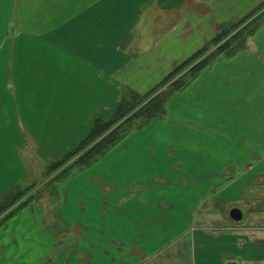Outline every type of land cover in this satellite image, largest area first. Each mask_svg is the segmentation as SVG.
<instances>
[{"label":"crops","instance_id":"crops-1","mask_svg":"<svg viewBox=\"0 0 264 264\" xmlns=\"http://www.w3.org/2000/svg\"><path fill=\"white\" fill-rule=\"evenodd\" d=\"M144 1L18 0L17 24L22 28L14 30L16 0H0V196L26 177L23 155L17 151L35 150L46 160H62L74 150V144L77 148L88 137L97 119L109 121L113 117L123 87L141 94L148 92L174 64L201 50L223 25L244 19L264 4V0H152V8L162 10L164 17L166 14L173 16L172 22L166 25L168 29L164 25L160 27L164 31L153 30V33L140 30L145 18L140 15ZM70 5L74 6V13L65 7ZM136 38L153 40L149 41L148 48L138 49ZM182 98V105L175 104L170 108L171 117L185 122L192 120L202 135H222L243 118L247 119V132L262 136L264 121L256 126L255 119H264V27L248 37L245 49L236 56L231 59L219 57L205 69L186 88ZM238 132L239 128L232 134ZM258 136L254 142L247 138L245 143H229V147L221 144L220 147L231 152L259 150L262 144ZM207 146L205 144L202 149L206 151ZM48 153L54 156H48ZM206 155L195 161L200 166V160L204 158V171L212 161L219 167L239 166L237 153L230 162H218ZM107 159L109 166H113V160L109 158H103L102 162ZM127 166H135L133 160ZM200 170L198 176L203 173ZM208 172L211 175L204 181L217 182L225 177L221 172V176L217 171ZM104 177L97 179L102 190L99 195L103 199H112L103 201L102 231L106 233L109 245L121 248L117 258L108 255L109 264H170L178 261V253L170 256L152 254L150 249L156 245V240L151 231L155 226L146 225L153 220L151 209L133 208L134 212L127 209L126 205L133 197L137 199L133 190H142L141 187L133 185L136 188L128 196L119 193V206L113 207L118 209L114 214L119 215L116 218L109 216L114 200L112 194L121 185L110 174L108 178ZM120 179L128 184L135 181L125 177V171ZM229 181L234 183L237 178ZM151 193L153 190L148 192L150 196L146 194L147 198L152 197ZM173 197L177 198L175 203L182 211L191 210L194 204L191 208L189 204L195 203L179 205V198ZM190 197L194 198L195 193ZM175 206L173 202L165 201L161 209L169 211ZM200 208L193 209L198 211ZM242 213L239 224L245 218ZM179 225L189 228L190 220L184 218ZM245 225L242 228L254 231L251 236L257 234L250 256L223 255L214 261L205 256L195 264H264V225ZM81 229L86 228L78 230ZM140 229H145L146 234L137 238ZM239 229L234 227L232 230L237 233ZM235 242L238 244L239 241L236 239Z\"/></svg>","mask_w":264,"mask_h":264},{"label":"rangeland","instance_id":"rangeland-1","mask_svg":"<svg viewBox=\"0 0 264 264\" xmlns=\"http://www.w3.org/2000/svg\"><path fill=\"white\" fill-rule=\"evenodd\" d=\"M144 3L140 15L145 18L140 30L161 32V26L169 25L172 22V14H166L164 17L165 13L161 9L159 11L152 8V4L146 0ZM65 7L74 13V6ZM17 11L18 0H16L13 16L12 29L14 30L22 28V25L18 27L17 24ZM259 17L261 19L259 22H262L259 29H262L264 27V7L252 19ZM249 20L231 31L226 37L215 42L216 36L222 34L225 27H228L226 29L228 30L240 20L226 23L221 27L215 35V39H210L202 46L204 52L199 57L196 56L190 64L179 69L177 74L164 84V87L158 92L155 91L156 93H153L149 99L145 98L129 113L126 119L145 107L155 94L167 95L170 93L174 81L181 78L185 72H190L198 62L217 52L235 33L241 31ZM136 40H139L138 49H146L149 46V41H152L153 38L144 39V41L136 38ZM220 57L225 58L223 55ZM188 58L177 62L168 69L161 81L158 80L150 90H154ZM126 88L129 87H123V89ZM185 90L186 88L173 96L172 102L175 103H167L166 117L162 119L157 117L141 130L137 128L140 119L129 121L125 139L110 150L107 155L89 167L71 170L68 175L61 178L60 175L65 173L71 162L55 169L51 166L55 161L39 157L35 150L17 151L18 154L23 155L24 170L26 171V177L17 184L24 189H29L28 193L19 200V203L30 202L17 209L13 216L0 225V264H109L108 255L117 258L116 254L121 248L109 245V239L102 231L105 205L103 201H109L112 197H108V199L100 197L99 192L102 190L97 182L99 177L107 176L108 178L109 174L112 178L119 180V185H121L120 189L112 194L114 200L111 203V215H109L112 218L119 215L118 213L114 214L118 209L113 208L119 206L121 199L118 194L130 195L132 189L136 188L135 185L137 188H142V190H133V196H137V199L133 197L132 202L128 203L126 207L132 212H134L133 208L143 209L142 211L151 209L150 215L153 220L146 225L155 226L151 231L156 240V245L151 246L150 249L152 254L157 252L155 254L170 256L173 253H178V261L170 264H195L205 256L212 261L220 260L223 255L250 256L254 252L253 243L255 242L253 241L257 234L255 237L251 236L254 231L242 228V226L245 224L249 227L264 225V134L258 136L247 132V119L243 118L222 135L200 134V128L193 125L192 120L188 119L185 122L171 117L170 108H173L175 104L182 105V94ZM148 92L140 94L144 96ZM255 121L256 126H260L264 119H255ZM238 128V134L233 135L232 132L238 131ZM257 136L262 144L259 150L239 149L231 152L230 149L222 150L220 147L221 144H224V147H229V143L242 144L241 142L245 143L247 138L248 141L254 142L253 139L256 140ZM200 143L203 146L208 145L206 151L202 149L203 146ZM75 147L74 144V149ZM236 153L240 158L239 166L235 164L233 167H219L215 166V161H212L208 170L212 174L217 171L219 176H221V172L225 177L217 182L204 181L211 174L207 169L203 170L206 168V163H203L204 158L200 160V166L195 162L197 159L208 154L210 158L218 162L222 160L230 162V158H236ZM50 155L54 156L53 153H48V156ZM208 156L206 155V158ZM103 158L113 160L112 164L114 165L110 167L108 159L102 162ZM189 159L191 162L186 163L185 161ZM131 160L135 166H127ZM200 168L203 173L198 176ZM124 171L125 177H132L131 180L138 181L139 184H136L135 181L128 184L121 180L120 178L124 177ZM188 174H190L189 177ZM206 174L207 176H204ZM154 177L156 178L153 180ZM234 177L237 178V181L231 183L229 179ZM125 188L127 191H124ZM151 190H153L152 197L147 198L146 194L150 196L148 192ZM191 193H195L194 198L190 197ZM198 193L200 196H197ZM168 194H171L170 197L167 196ZM214 194L216 196H213ZM173 195L179 198V205L194 201L195 203L188 206L191 208L194 204L191 210L182 211V208L175 203L174 199L177 198ZM204 195H206V199H203ZM147 200L150 203H147ZM165 201L173 202L176 206L169 211L161 209ZM196 205L201 206L200 210L193 209L197 207ZM233 208H239L244 212L245 218L242 223L239 224L230 219V211ZM5 214L2 215V218ZM142 216L145 220L146 214L143 213ZM184 218L190 220L189 228L179 225ZM84 227L86 229L78 230ZM234 227H240L237 233L232 230ZM144 234H146V230L140 229L137 238L143 237ZM235 235L238 237L236 238ZM116 236H118V232ZM180 237H182L181 240H179ZM236 239L239 241L238 244L235 242ZM138 242H141V239ZM108 252L109 254H107Z\"/></svg>","mask_w":264,"mask_h":264},{"label":"trees","instance_id":"trees-1","mask_svg":"<svg viewBox=\"0 0 264 264\" xmlns=\"http://www.w3.org/2000/svg\"><path fill=\"white\" fill-rule=\"evenodd\" d=\"M151 1L152 0H146L148 3H151ZM263 7L264 4L260 5L252 13L246 16L243 20L236 22L228 30H226L228 27H225V31L216 36V39L214 38L215 42L222 39V37L224 38V36L226 37V35H228L231 31L235 30L240 25L242 26L246 20L250 19L249 22L243 26L242 30L235 33L224 45L219 48L217 52H214L212 55L198 62L194 68L190 70V72H185L181 78L174 81L172 84L173 89H171L170 93L167 95H164L163 93L155 94L151 97V100L145 107H143L140 111L138 110L133 113L128 119H126L127 116L135 109V107H137V105L141 104L145 98L149 99L153 93L158 92L159 89L164 87V84L177 74L179 69H183L185 65L190 64L196 56L199 57L204 52V49L199 50L195 55L181 63V65L176 68L173 73L169 74L165 80L162 81V83H159L154 90H150L144 96H141L140 93L131 88L123 89L120 104L113 117L109 121L97 119L91 133L77 148L68 153L62 160L51 164L53 168L59 169L71 162L65 173L60 175V178L68 175L71 170L75 171L87 168L92 163L107 155L110 150L125 139L126 130L129 128L127 126L129 121L140 119V123L137 128L141 130L147 123L157 117L159 119L166 117V105L176 93H179L180 90L182 91L187 88L196 78H198L202 71L209 68L221 55L225 58H231L245 49L248 37L253 35L262 24V22H259V20H261L260 17L255 19H252V17ZM28 191V188L24 189L21 185L17 184L7 193L0 196V225L6 219L13 216L17 209L30 202L27 201L23 204L22 202L19 203V200L22 199ZM4 213L6 214L2 218Z\"/></svg>","mask_w":264,"mask_h":264},{"label":"water","instance_id":"water-1","mask_svg":"<svg viewBox=\"0 0 264 264\" xmlns=\"http://www.w3.org/2000/svg\"><path fill=\"white\" fill-rule=\"evenodd\" d=\"M230 218L235 222H240L243 218V213L239 208H233L230 211Z\"/></svg>","mask_w":264,"mask_h":264}]
</instances>
